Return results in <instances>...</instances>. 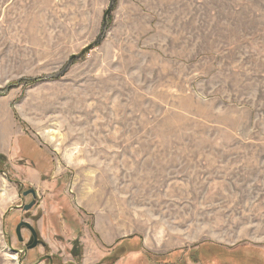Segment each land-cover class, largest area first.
<instances>
[{
    "label": "rangeland",
    "instance_id": "obj_1",
    "mask_svg": "<svg viewBox=\"0 0 264 264\" xmlns=\"http://www.w3.org/2000/svg\"><path fill=\"white\" fill-rule=\"evenodd\" d=\"M110 3L0 0V264L24 218V264H264V0H115L67 68Z\"/></svg>",
    "mask_w": 264,
    "mask_h": 264
},
{
    "label": "crops",
    "instance_id": "obj_2",
    "mask_svg": "<svg viewBox=\"0 0 264 264\" xmlns=\"http://www.w3.org/2000/svg\"><path fill=\"white\" fill-rule=\"evenodd\" d=\"M9 105H10L9 99L0 100V153L4 155H8L10 159H14V158H18L19 154L22 153V148L20 146L17 145L16 147H14V145L17 143V140H19V139L16 140V137L19 136V138L20 137L23 138V135L21 134L19 127L16 125L14 118L12 117V110L9 108ZM30 171H35V170L30 169ZM100 226L101 225H99V227ZM98 231L102 239V245L104 246V248H106L105 250L111 248L112 245L116 243V240L114 241V239H116L118 236L113 239L114 236L112 235L113 232L112 224L108 230L101 231V229H99ZM114 233H117L115 229H114ZM119 238L121 237H118V239ZM120 245L122 246V244ZM144 245H146L145 246L146 248L148 247V243L146 241H144ZM159 248L160 249L152 250L148 247V251L150 252L153 251V253L156 252L158 255H165L171 252L169 245H167L164 248L163 247H159ZM107 253H108L107 251L104 252V255H106ZM138 255H142V254L137 253L135 256ZM125 258L127 257H124V260H126ZM88 263L93 264L91 263V260H89ZM119 264H122V262Z\"/></svg>",
    "mask_w": 264,
    "mask_h": 264
},
{
    "label": "water",
    "instance_id": "obj_3",
    "mask_svg": "<svg viewBox=\"0 0 264 264\" xmlns=\"http://www.w3.org/2000/svg\"><path fill=\"white\" fill-rule=\"evenodd\" d=\"M114 3H115V0H111V3H110V6H109L108 10L105 12V14H104V16H103V33H102V35L100 36L99 40H97L96 42H94L93 44H91L90 46H88L87 48H85V49H84V50H83L78 56H73V57L70 59L68 65H67V68L70 67L71 64H72L75 60L81 59V58L84 57L87 53H89L90 51H92V50L96 47V45L102 41V39H103V35L105 34V32H106V30H107L108 20H109L111 14H112ZM8 181H9L10 183H13L10 179H8ZM23 188H24V185L21 184V190L19 191V199L24 203V198L31 194V195L34 197V200H33L29 205H26V206L23 207V203H22L21 206L14 207V208H12V210H15V209H22V208H23L24 211H30L32 208L35 207V205H36V198H37V193H36V191H35V190H31V191L25 192V193L22 195L21 193H22ZM8 213H9V212H8ZM8 213H7V214H8ZM7 214H6L5 217H4V221H5V218H6ZM23 226L26 227V228H28V229L32 232V235H33V237H32V241H33V240L38 241L36 231L34 230V228H33L29 223H26V222L21 223V224L17 227V235H18L19 240H22V238H21V230H22V227H23ZM37 245H38V244H37L36 242H35L34 244L28 245L27 250H33V249H35V248L37 247ZM9 248H10L11 252H12L13 254H15V255H19V254L21 253L20 251H18V250H14V249L12 248V243H11V241H9ZM27 250H26V251H27ZM22 261H23V259L20 260V263H19V264H22ZM41 263H42V260H40L37 264H41Z\"/></svg>",
    "mask_w": 264,
    "mask_h": 264
},
{
    "label": "flooded vegetation",
    "instance_id": "obj_4",
    "mask_svg": "<svg viewBox=\"0 0 264 264\" xmlns=\"http://www.w3.org/2000/svg\"><path fill=\"white\" fill-rule=\"evenodd\" d=\"M13 183H15L17 186L19 185V190H21V184H19V182H16V181H12ZM32 189H28V190H26V189H24L23 188V190H22V195L25 193V192H28V191H31ZM37 193V192H36ZM28 197H31V202L34 200V197L30 194V195H28L27 197H25L24 198V200L26 199V198H28ZM37 198H38V196H37ZM37 198H36V204H37ZM23 203V202H22ZM24 206H26V204L25 203H23V207ZM36 206V205H35ZM22 211V212H24L25 214H27L28 212H30V211H24V209L22 208V209H15L14 211ZM27 220H29L28 218H24L20 223H19V225L21 224V223H23V222H26V223H28L27 222ZM18 225V226H19ZM17 226V227H18ZM34 228V227H33ZM34 230H35V228H34ZM23 231H28L29 232V238H27L26 240L24 239V237L22 236V232ZM36 231V230H35ZM36 234H37V239H38V241H35V240H33L32 241V237H33V235H32V232L28 229V228H26V227H22V230H21V238H22V240H19V238H18V235H17V228H16V230H15V239H16V242L17 243H19V244H22V245H24V248H23V250H18V251H20L21 253L19 254L20 256H21V258H20V260H22L23 259V261H22V264H24V262L26 261V259H27V257H28V254L30 253V252H33V251H35V250H37L38 248H43L44 250H46V244L43 242V240L41 239V237H40V235L38 234V232L36 231ZM7 238H8V241H11V237L10 236H7ZM37 243L38 245H37V247L35 248V249H33V250H27V247H28V245H31V244H34V243ZM12 243V242H11ZM27 250V251H26ZM45 252V251H44ZM40 260H42V263L41 264H43V263H45V264H57V262L55 261V259L52 257V256H50V255H48L47 253H44V255L43 256H41V257H39L38 258V260L36 261V263H38ZM35 263V264H36Z\"/></svg>",
    "mask_w": 264,
    "mask_h": 264
},
{
    "label": "trees",
    "instance_id": "obj_5",
    "mask_svg": "<svg viewBox=\"0 0 264 264\" xmlns=\"http://www.w3.org/2000/svg\"><path fill=\"white\" fill-rule=\"evenodd\" d=\"M125 241H126V240H123L122 242H120V244H122V245L125 244ZM120 244H119V243L117 244L116 249H120V248H121V245H120ZM121 249H122V248H121ZM147 254H149V256H150V253H147ZM78 256H79V254L77 253V254H76V257H78ZM162 258H163V257H162ZM118 260H119V259H117L116 261H118Z\"/></svg>",
    "mask_w": 264,
    "mask_h": 264
}]
</instances>
